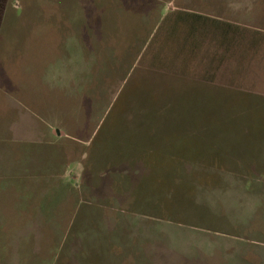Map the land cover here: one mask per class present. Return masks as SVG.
<instances>
[{"label": "rangeland", "instance_id": "1", "mask_svg": "<svg viewBox=\"0 0 264 264\" xmlns=\"http://www.w3.org/2000/svg\"><path fill=\"white\" fill-rule=\"evenodd\" d=\"M0 264H264V0H9Z\"/></svg>", "mask_w": 264, "mask_h": 264}, {"label": "trees", "instance_id": "2", "mask_svg": "<svg viewBox=\"0 0 264 264\" xmlns=\"http://www.w3.org/2000/svg\"><path fill=\"white\" fill-rule=\"evenodd\" d=\"M9 4V0H0V33H1V29L3 26V22H4V18H5V14H6V10ZM179 18L181 20H188L189 18H192L193 22L192 23H196L197 21H206L207 17L205 16H201L198 14H193V13H186V12H181V14L179 15Z\"/></svg>", "mask_w": 264, "mask_h": 264}]
</instances>
